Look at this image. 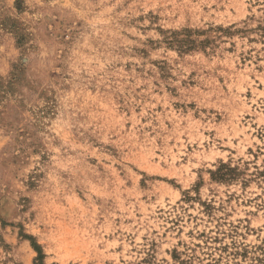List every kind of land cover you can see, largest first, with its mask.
Here are the masks:
<instances>
[{
    "label": "rangeland",
    "instance_id": "374dc122",
    "mask_svg": "<svg viewBox=\"0 0 264 264\" xmlns=\"http://www.w3.org/2000/svg\"><path fill=\"white\" fill-rule=\"evenodd\" d=\"M0 264H264V0H0Z\"/></svg>",
    "mask_w": 264,
    "mask_h": 264
}]
</instances>
